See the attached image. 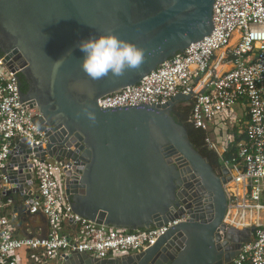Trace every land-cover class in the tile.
Returning <instances> with one entry per match:
<instances>
[{"label": "water", "instance_id": "95a60500", "mask_svg": "<svg viewBox=\"0 0 264 264\" xmlns=\"http://www.w3.org/2000/svg\"><path fill=\"white\" fill-rule=\"evenodd\" d=\"M214 0H0V54H17L27 90L20 91L39 116L45 133L43 161L69 160L64 182L72 211L112 229L160 228L188 216L154 246L136 255L98 260L72 254L60 264H228L254 226L243 230L223 223L231 182L224 166L214 169L191 144L172 110L189 102L177 95L163 106L102 110L100 97L138 84L142 78L213 29ZM115 34L144 52L136 69L120 77L90 79L81 69V41ZM60 61L59 66L56 62ZM88 113L95 119H89ZM24 145L11 152L2 174L0 201L21 214L32 193ZM177 210V212H174ZM28 220L32 218L28 216ZM46 236V221L42 219ZM22 234L33 237L26 229Z\"/></svg>", "mask_w": 264, "mask_h": 264}, {"label": "built area", "instance_id": "2783aa9c", "mask_svg": "<svg viewBox=\"0 0 264 264\" xmlns=\"http://www.w3.org/2000/svg\"><path fill=\"white\" fill-rule=\"evenodd\" d=\"M212 24L211 33L202 40L138 84L100 97L97 106L102 110L157 107L177 95L192 94L185 104L190 107L186 123L206 134L205 148L231 177L223 186L227 197L223 223L237 230L255 227L251 241L242 244L228 264H264V0H214ZM19 61L17 54H0V194L6 186L2 171L11 152L23 145L31 151L26 162L32 193L21 214L13 212L10 202L0 201V264H60L72 254L98 260L136 255L187 220L188 216L179 217L160 228L129 232L75 214L64 185L73 163L48 157L41 161L33 152L44 150L47 138L33 124L39 116L37 108H29L21 99V69L7 66ZM21 215L42 216L45 238L43 229L28 238L21 228L22 236H15L13 223Z\"/></svg>", "mask_w": 264, "mask_h": 264}, {"label": "clouds", "instance_id": "9594fccd", "mask_svg": "<svg viewBox=\"0 0 264 264\" xmlns=\"http://www.w3.org/2000/svg\"><path fill=\"white\" fill-rule=\"evenodd\" d=\"M78 47L83 53L80 67L92 80L109 75L120 77L126 69H136L144 60L142 49L111 33L81 41ZM59 63L60 61L56 62L57 67ZM88 116L89 119H95L91 113Z\"/></svg>", "mask_w": 264, "mask_h": 264}, {"label": "trees", "instance_id": "16d2710c", "mask_svg": "<svg viewBox=\"0 0 264 264\" xmlns=\"http://www.w3.org/2000/svg\"><path fill=\"white\" fill-rule=\"evenodd\" d=\"M20 88H21L22 92H26V90H27V86H26V84L22 78H20ZM189 111H190V108H188L187 114L184 115V117H182V118L179 117V115L174 113V112H172L171 115L177 124L184 126V128L187 131L189 140H190L191 144L194 146V148L201 154L202 157H204L205 159L208 160L209 164L214 169L217 170L219 168V162H218L217 156L214 153L208 151L204 146V138H205L206 134L201 132V131L194 130L192 127H190L186 123ZM224 157L227 158L228 155H225Z\"/></svg>", "mask_w": 264, "mask_h": 264}, {"label": "crops", "instance_id": "0c3cea01", "mask_svg": "<svg viewBox=\"0 0 264 264\" xmlns=\"http://www.w3.org/2000/svg\"><path fill=\"white\" fill-rule=\"evenodd\" d=\"M236 112L240 113L238 108L236 109ZM4 211H5V214H9L10 209L8 208ZM19 218H20V220L18 221V223L17 222L13 223V225L15 226V229H16L15 236H17V237L22 236L21 228H26L28 233L34 234V235L40 234L41 230L44 229V224L42 221L43 217L40 215L30 218L31 220H26L25 218H28V217H26L24 215L19 216ZM25 264H30V263L25 262Z\"/></svg>", "mask_w": 264, "mask_h": 264}, {"label": "rangeland", "instance_id": "374dc122", "mask_svg": "<svg viewBox=\"0 0 264 264\" xmlns=\"http://www.w3.org/2000/svg\"><path fill=\"white\" fill-rule=\"evenodd\" d=\"M188 108H190L188 105H185V104H183V105H178V106H176L175 108H173V111L172 112H174V113H176V114H178L179 115V117H184V115H186L187 114V112H188ZM26 220H28L29 218H25ZM31 220V219H30Z\"/></svg>", "mask_w": 264, "mask_h": 264}, {"label": "flooded vegetation", "instance_id": "af4514ba", "mask_svg": "<svg viewBox=\"0 0 264 264\" xmlns=\"http://www.w3.org/2000/svg\"><path fill=\"white\" fill-rule=\"evenodd\" d=\"M19 78H21L20 76H19ZM20 90H21V88H20ZM22 92V91H21Z\"/></svg>", "mask_w": 264, "mask_h": 264}]
</instances>
